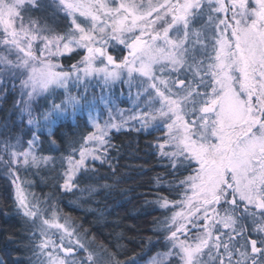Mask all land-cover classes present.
I'll return each instance as SVG.
<instances>
[{
  "label": "snow or ice",
  "instance_id": "snow-or-ice-1",
  "mask_svg": "<svg viewBox=\"0 0 264 264\" xmlns=\"http://www.w3.org/2000/svg\"><path fill=\"white\" fill-rule=\"evenodd\" d=\"M0 114V264H140L65 212L119 183L125 132L147 264H264V0H0Z\"/></svg>",
  "mask_w": 264,
  "mask_h": 264
},
{
  "label": "trees",
  "instance_id": "trees-1",
  "mask_svg": "<svg viewBox=\"0 0 264 264\" xmlns=\"http://www.w3.org/2000/svg\"><path fill=\"white\" fill-rule=\"evenodd\" d=\"M10 106L11 101L8 102L7 107ZM2 115L0 114V116ZM66 132L67 129L60 128L57 135H65ZM137 139L140 144L138 152L135 151ZM114 143L125 145L119 158L113 161L118 168V175L115 179L119 183H114L111 177L107 181H101V184H113L112 188L102 191L91 204L82 207L69 205L65 208V212L77 221L86 218L85 226H96L102 237L115 239L117 236H123L120 247L127 251L128 256L143 257L140 261L142 263L149 259L150 255L159 251V248H156L150 252V246L147 244L149 238L153 243L156 242L154 222L163 219L158 209L154 211L151 206L146 204V198H151L147 189L150 187V178L156 174L152 170L156 166L154 161L145 155L146 149L143 145L146 140L142 136L138 137L135 132L115 134ZM145 161L148 162L145 163ZM144 171L147 174H142ZM7 187L5 178L0 175V228H9L16 223L12 218L13 213L8 212L5 215L7 209L4 208V200ZM64 203L69 204L68 201H64ZM98 217L103 218L98 219ZM5 239L6 237H0V253L4 249ZM141 241L145 243L141 244Z\"/></svg>",
  "mask_w": 264,
  "mask_h": 264
},
{
  "label": "rangeland",
  "instance_id": "rangeland-1",
  "mask_svg": "<svg viewBox=\"0 0 264 264\" xmlns=\"http://www.w3.org/2000/svg\"><path fill=\"white\" fill-rule=\"evenodd\" d=\"M147 261H148V259H147L145 262H142V263H140V264H147Z\"/></svg>",
  "mask_w": 264,
  "mask_h": 264
}]
</instances>
